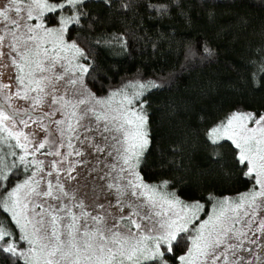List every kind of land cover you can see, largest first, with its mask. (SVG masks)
<instances>
[{
    "label": "snow or ice",
    "instance_id": "1",
    "mask_svg": "<svg viewBox=\"0 0 264 264\" xmlns=\"http://www.w3.org/2000/svg\"><path fill=\"white\" fill-rule=\"evenodd\" d=\"M84 3L85 0H66L75 11L70 17H60L59 28H46L44 18L46 13L63 9L65 3L9 0L0 7V20L4 21L0 27V59L7 48L20 86L12 95H2V89L9 85L0 84V211L11 216V221L0 219V252L9 254L13 264L17 260L23 264H169L170 260H178L179 264H264V115L256 118L250 112H235L210 130L208 138L213 144L227 139L238 149L236 159L246 165V177L255 174L259 191L253 188L237 197L217 200L207 218L194 228L191 226L199 220L204 206L199 202L186 203L175 193L161 191L167 182L159 187L146 184L138 171L151 141L143 104L139 110L129 106L145 91L160 87L155 82L137 84L138 91L132 98L124 89L107 98L91 93L79 99L53 95V104H60L64 110V119L55 120L59 145L49 130L48 138L33 146L29 135L17 128V122L28 127L30 121L50 120L55 115L37 117L33 111L47 95L46 90H55L70 72L79 71L81 76L68 79V86L83 84L82 74L88 68L73 61L84 56V52L75 42L65 43L64 34L69 24H79L80 17L87 15L82 10ZM105 3L110 6L111 0ZM122 7L131 8L133 4ZM33 19L39 22L33 25ZM204 51L212 54L208 48ZM57 65L63 74L56 72ZM33 92L36 95L31 97L32 109L12 110L13 96L29 99ZM118 96L122 98L117 101L118 106H113ZM83 105L88 107L81 112ZM86 118L95 119V130L113 149L108 152L113 162L105 165L108 171L99 177L108 182L95 193L91 204L80 197L79 185L66 187L60 177L65 172V180L77 179L72 173L80 161L68 158L83 155L74 148L72 140L74 135L79 139L76 130ZM249 122L255 126L249 127ZM65 136L68 151L62 155ZM46 145L48 155L61 157L51 163L52 170L47 172L44 162L35 158ZM15 149H20V154ZM95 150L102 153L105 148L97 145ZM9 157L13 158L11 163ZM61 162H68L66 169L59 167ZM21 168L25 173L35 170L8 190L5 182L11 175H19L16 170ZM54 173L55 180L51 179ZM109 195L114 202L106 199ZM12 222L19 230V239ZM182 233L191 246L186 254L177 256L173 245L183 244ZM21 242L26 247L21 248Z\"/></svg>",
    "mask_w": 264,
    "mask_h": 264
},
{
    "label": "trees",
    "instance_id": "2",
    "mask_svg": "<svg viewBox=\"0 0 264 264\" xmlns=\"http://www.w3.org/2000/svg\"><path fill=\"white\" fill-rule=\"evenodd\" d=\"M82 10L87 15L66 37L84 52L83 83L92 94L160 85L140 96L151 141L138 168L144 182H167L161 191L206 211L255 188L232 143L213 144L208 133L235 112L264 113V0H88ZM16 171L8 190L26 177ZM181 236L177 256L189 247ZM0 264L13 258L0 252Z\"/></svg>",
    "mask_w": 264,
    "mask_h": 264
},
{
    "label": "rangeland",
    "instance_id": "3",
    "mask_svg": "<svg viewBox=\"0 0 264 264\" xmlns=\"http://www.w3.org/2000/svg\"><path fill=\"white\" fill-rule=\"evenodd\" d=\"M85 1H88V0H85ZM48 2L50 4L65 3V7L63 9L58 8L55 13H46L45 14L44 24H45L46 28H59L60 27V17L61 16L70 17L75 11L71 6L66 4V0H48ZM8 3H9V0H0V7H3L4 5H6ZM11 15L13 17H15L14 12H12ZM25 15H26V13H25ZM38 22L39 21L35 20V19L30 21V23H32L33 25L38 23ZM70 25L71 24H69L67 26V29ZM3 26H4V21L0 20V27H3ZM64 40H65V43H69V44L72 43V41L66 37V33L64 34ZM47 46L50 47V45H47ZM3 51L5 52V55L3 56L2 59H0V84L9 85V87L2 89V95H12L13 93H15L18 90V88L20 86L18 85L17 79H16V75H17L16 69L14 66H12V64L10 62V58L7 55L8 49L5 48V49H3ZM77 63L80 65H83L84 67H87L86 64L82 61V57H79L77 60L73 61V64H77ZM56 72L63 74V69L59 65H57L56 66ZM82 75L84 76V73ZM80 76H81V73L79 71H76L74 73L70 72L65 79H63L57 83L55 90H53L51 87H49L46 90L47 95H44L42 103L35 106L34 111H33L34 116L39 117L45 113H49V114L55 113V115L51 116L50 120L44 119V120H37L36 122L30 121L28 127H24L23 125H20L17 122V128L23 130L26 134L29 135V138H30L33 146H38L41 142H44L46 140V138H48V136H49V130L55 136V138L57 140V145H59L61 143V138L59 136V128L56 125L55 120L64 119V116H63L64 110L61 109L60 104H53L52 97H53V95H55L56 97L65 96L66 99H69V98L79 99L81 97H85V98L88 97L90 93L92 94V92L86 88L84 83L83 84L77 83L74 87L67 85L68 79H72V78H76V77H80ZM21 91H22V89H21ZM124 91L128 94V96L130 98H132L134 96V93L136 91H138V89H136V88L135 89H124ZM114 92H117V91H114ZM77 93H78V95H75ZM35 95H36V93H34V92L29 93V97H30L29 99H21V98L13 96V98L10 101L11 106H12V110L23 112L25 110L32 109L33 104H32L31 97H34ZM109 96H110V94L108 96L102 97V98H107ZM97 98H100V97H97ZM121 98L122 97H119V96L116 97V100L114 101L113 106H118L117 101H119ZM1 102H2V100H1ZM92 103H94V101ZM141 104H142L141 98L139 97V99H133V103L129 107L132 109H135V110H139ZM87 107H88V105L81 106L80 111L83 112V110ZM97 107H99V106H97ZM261 115H264V113H262ZM259 116L260 115L256 116V118H259ZM227 119H225L223 122H226ZM95 124H96V121L94 118L84 119L83 121H81V126L79 128H77V130H76V135L79 136V139H76L75 135L73 136L72 143H73L74 148L79 149L80 151L83 152L82 156L73 155V156L68 158L69 161H80V163L76 165L75 171L72 173V175L76 176L77 179L72 180V181L65 180L64 177H65L66 173L65 172L60 173V177L62 180H64L66 187L76 188L79 185V195H80V197H83L85 199L86 203H88V204L92 203V199H93V196L95 195V193L99 192L100 189L104 185L107 184V182H108L107 179L100 180L99 177L104 176L105 173L108 171V168L105 167V165L111 164L113 162L112 158L108 156V152L113 151V149L109 146V142L105 141L103 139V137L97 133V131L95 130ZM248 126L254 127L255 125L252 122H249ZM64 127H66V125ZM89 127H91L93 130L87 131V129ZM105 135H108V134H105ZM224 140L232 143L230 140H227V139H224ZM81 141H83V143H81ZM220 141H223V140H220ZM11 143L14 144L15 141L13 140ZM63 143L65 146L60 148L62 155L64 153H67V151H68V148L66 146L67 145V136H65V138L63 139ZM97 145H99L100 147H104L105 151L102 153L97 152L95 150ZM3 151L6 152V151H8V149L4 148ZM15 151L17 152V154H20V152H21L20 149H15ZM237 151H238V149H237ZM48 152H49V148L46 145L45 148L41 149L39 152H37L36 156H35L36 159L44 162L45 172L52 170L51 169V163L53 161H60L61 160V157H57L55 155H48L47 154ZM12 159L13 158L9 157L8 162L11 163ZM29 159H32V157H29ZM98 161H100L99 164L97 163ZM67 166H68V162H61L59 164V167L61 169H66ZM21 169L23 171V168H21ZM92 169H95V171H92ZM34 170L35 169L33 168V169L29 170L27 173H25L24 171H23V173L26 175V177H28V176H31V173ZM253 176L255 179V188L254 189L256 191H259V186L256 185L255 174H253ZM51 179L55 180V173L53 174ZM23 180H21L20 182H22ZM20 182H18V183H20ZM149 185H152V184H149ZM6 195H7V193H6ZM102 199H104V198H102ZM106 199L112 200L114 202L113 196L109 195V196H107ZM200 204H202L204 206L203 203H200ZM212 208H213V206L209 207V209L206 211V208L204 206V211L199 213V220L194 221L193 225L191 227L194 228V227L198 226L200 221L206 219L207 216L211 213ZM114 211H116V210L114 209ZM125 211H127V210H125ZM6 214L8 216V220H6V221H11L10 214H8V213H6ZM117 214H118V212H117ZM11 226L16 233V238L19 239V230L16 228L14 222H12ZM6 239H8V238H6ZM190 246L191 245H190V241H189V247ZM20 247L24 248V247H26V245L23 242H21ZM186 253H187V251H186Z\"/></svg>",
    "mask_w": 264,
    "mask_h": 264
},
{
    "label": "water",
    "instance_id": "4",
    "mask_svg": "<svg viewBox=\"0 0 264 264\" xmlns=\"http://www.w3.org/2000/svg\"><path fill=\"white\" fill-rule=\"evenodd\" d=\"M0 102H1V100H0ZM6 107V106H5Z\"/></svg>",
    "mask_w": 264,
    "mask_h": 264
}]
</instances>
